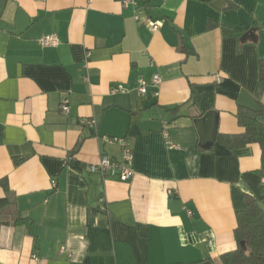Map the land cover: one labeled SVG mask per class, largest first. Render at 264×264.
I'll use <instances>...</instances> for the list:
<instances>
[{
    "label": "crops",
    "instance_id": "0c3cea01",
    "mask_svg": "<svg viewBox=\"0 0 264 264\" xmlns=\"http://www.w3.org/2000/svg\"><path fill=\"white\" fill-rule=\"evenodd\" d=\"M123 1L0 0V264H214L236 248L243 197L259 199V147L221 137L242 132L239 92L254 97L264 0ZM101 136L127 140L128 182L88 172L120 157Z\"/></svg>",
    "mask_w": 264,
    "mask_h": 264
},
{
    "label": "trees",
    "instance_id": "16d2710c",
    "mask_svg": "<svg viewBox=\"0 0 264 264\" xmlns=\"http://www.w3.org/2000/svg\"><path fill=\"white\" fill-rule=\"evenodd\" d=\"M222 32L235 34V31L224 27ZM182 50L186 51L185 48ZM263 88L264 59L259 62L258 80L253 94L259 110L253 112L238 106L235 119L242 132L221 137L224 147L228 150H236L250 144H256L260 149L259 174L262 177H264V125L258 121V117L264 115V107L259 104L258 98ZM69 163L72 167H77L75 162L70 161ZM0 186L7 194V185L0 181ZM6 200L7 197L0 200V209L6 205ZM259 203H264V188H260L259 199L257 200L247 195L243 197V208L235 213L236 227L233 237L236 248L219 255L214 264H264V213L260 209ZM14 225L29 228L32 222L26 218H16Z\"/></svg>",
    "mask_w": 264,
    "mask_h": 264
},
{
    "label": "built area",
    "instance_id": "2783aa9c",
    "mask_svg": "<svg viewBox=\"0 0 264 264\" xmlns=\"http://www.w3.org/2000/svg\"><path fill=\"white\" fill-rule=\"evenodd\" d=\"M128 3H132V1L124 0L122 2L123 6H126ZM147 25L152 31H155L161 26V23L148 21ZM37 43L42 47H56L58 45V40L54 35H46L39 38ZM158 84L159 78L157 75L152 77L149 84L144 80L139 79L136 91L139 96H145L147 95L149 85L156 88ZM126 92V88H124L121 84H118L110 89L111 94ZM152 94L153 96L157 95L156 91H153ZM61 110L66 114L68 112V107L62 106ZM87 124L89 128L93 130L95 129L94 121L90 120ZM99 140L104 144H117L120 148V157L119 159L115 160L109 157L101 156L96 163L87 167L88 172L90 174L99 175L100 177L115 178L120 182H128L131 179L134 171L132 169V151L127 140L125 138L116 139L108 136H101L99 137ZM32 259L36 260V257L32 256Z\"/></svg>",
    "mask_w": 264,
    "mask_h": 264
},
{
    "label": "water",
    "instance_id": "95a60500",
    "mask_svg": "<svg viewBox=\"0 0 264 264\" xmlns=\"http://www.w3.org/2000/svg\"><path fill=\"white\" fill-rule=\"evenodd\" d=\"M237 104L239 106H242L250 111H258L259 107L256 103V101L245 91L241 90L239 92L238 98H237ZM212 112H207L204 114L203 117L195 120L194 124L198 131V137L200 141V145H211L214 142L215 139V125L211 127L208 130H204L202 127L204 126V123L206 120H208L210 117H212ZM241 246H243L241 244Z\"/></svg>",
    "mask_w": 264,
    "mask_h": 264
}]
</instances>
